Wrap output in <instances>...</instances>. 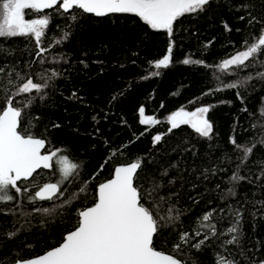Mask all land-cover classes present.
<instances>
[{
    "label": "trees",
    "instance_id": "trees-1",
    "mask_svg": "<svg viewBox=\"0 0 264 264\" xmlns=\"http://www.w3.org/2000/svg\"><path fill=\"white\" fill-rule=\"evenodd\" d=\"M241 3L242 0H212L206 11L181 17L174 24L171 38L172 63L159 70V76L148 79L142 77L156 71L150 62L167 53L170 38L166 31L153 30L131 14L96 17L76 10L79 19L72 21L67 14L45 10L52 19L42 38V46L49 49L43 57L35 56L34 38H0V67L5 68V73H0V85L9 94L15 92L7 84L10 78L7 73L13 69L31 75L37 83L44 82L40 74L61 73L49 81L44 99L36 93L14 99L15 106L23 109L21 130L46 139V151L60 149L80 166L77 174L69 178L70 182L65 183L69 190L65 197L54 203L63 204L65 198H71L70 193L87 188L71 206L65 205L50 216L33 209L50 207L53 202L30 204L18 198L0 204L2 264H11L17 257L35 256L58 244L63 234L74 227L77 211L93 203L96 185L111 175L114 165L139 159H143L144 165L137 183L145 195L151 193L145 203L161 216L173 204L184 212L176 226L169 225L171 234L169 228L164 229L163 238L156 241L157 249L170 252L172 235L187 229L204 211L232 205L242 206L245 245L252 248L249 255L264 254V248L256 253L253 247L264 242V181H256L264 168L261 163L264 145L257 143L264 138V78L258 75L264 72L260 63L264 58L258 57L253 67L232 70L235 75L223 74L215 67L243 49L245 39L251 43L253 35L259 34L261 24L249 25L247 12L264 20V0H243L249 5L247 9ZM240 15H245V20H240ZM31 18L36 16L26 14V19ZM224 22L232 29L230 32L225 31ZM65 32L67 38L55 44ZM209 41L211 46L205 47ZM186 58L203 60L205 64L185 65L182 61ZM41 59L44 63H40ZM249 75L253 79L238 89L215 91ZM237 91L243 104L237 99ZM73 92L82 99H70ZM28 99L32 103L25 107ZM3 104L4 92L0 91V106ZM202 105L210 108L207 113L213 125L210 139L200 137L188 125L167 132L170 127L167 117L173 111ZM141 106L160 123L140 124ZM245 107L247 112L242 110ZM56 124L60 127H53ZM157 134L162 135V141L153 147ZM233 136L238 143L257 144L253 155L239 168L242 153L230 143ZM205 168L209 169L208 179L202 174ZM211 168L216 169L215 175ZM233 172L247 176L252 183L230 181ZM34 177L36 184L42 185L55 182L58 173L55 167L38 169ZM230 187L236 192L235 197L227 192ZM227 213L226 207L225 213H217L227 217L218 227L228 225L231 217ZM17 230V236L9 239L7 233ZM216 251L209 245L199 253L186 250L179 258L187 264H192V259L197 264H214Z\"/></svg>",
    "mask_w": 264,
    "mask_h": 264
},
{
    "label": "snow or ice",
    "instance_id": "snow-or-ice-1",
    "mask_svg": "<svg viewBox=\"0 0 264 264\" xmlns=\"http://www.w3.org/2000/svg\"><path fill=\"white\" fill-rule=\"evenodd\" d=\"M211 3L212 0H0V38L25 37L30 40L34 38L37 48L35 56L43 57L49 49L42 46V38L46 35L52 19L45 10H53L60 15L67 14L72 21L79 19L76 10L96 17L131 14L153 30L166 31L170 38L167 53L162 58L150 62L156 71L142 77L148 79L159 76V70L167 69L172 63L174 42L171 38L174 24L186 14L206 11ZM241 7L247 9L249 5L244 4L242 0ZM26 10H30L29 13H26ZM26 14H32L36 18L26 19ZM247 16L249 25L254 27L256 23L261 24L259 34L253 35L251 43L245 39L243 50L231 54L215 66L223 74L235 75L232 70L253 67L258 57L264 58V20H259L251 12H247ZM238 18L243 21L246 17L240 15ZM224 28L225 31L232 30L227 22H224ZM67 36L68 32H65L62 38L55 40V44H61ZM211 43L209 41L205 47H210ZM56 62L58 63L59 60ZM40 63H44V60L41 59ZM182 63L205 64L203 60L191 58L184 59ZM260 63L264 65V59H261ZM84 66L87 67V64ZM0 73H5L4 67H0ZM7 75L10 77L7 84L12 85L15 92L9 94L7 88L0 85V91L4 92V104L0 106V204L18 201V198L26 199L30 204H35L37 201L53 202L50 207H36L33 211L46 216L54 215L57 209L65 205L71 206L74 200L79 199V193L87 192L86 187H80L78 193H70L71 198H65L63 204L54 203L65 197V193L69 191L65 183L70 182L69 178L77 174L80 166L71 162L60 149L42 152L46 148V139L21 130L23 109L15 106L14 99L32 93L39 94L40 98L44 99V90L49 86V81L60 76L61 73L52 71L47 76L40 74L43 83L34 82L31 75L15 69ZM258 75L264 78V72ZM13 76L15 79L11 78ZM252 79L253 77L249 75L243 80L225 84L223 88L218 87L215 91L238 89ZM16 81L23 83L17 84ZM236 96L243 104L244 100L239 91ZM69 98L82 99L76 92H73ZM31 103L32 99H28L24 106L27 107ZM209 110L208 106H200L192 111L183 107L173 111L167 117V123L170 125L167 132L171 133L182 125H188L200 137L210 139L213 125L207 118ZM242 110L248 111L246 107ZM138 112L144 117L143 106ZM92 119L96 120V117L93 116ZM139 122L142 125L160 123L152 116L140 119ZM53 127L60 125L56 124ZM161 141L162 135H155L153 147ZM230 143L242 153L237 168L250 159L257 146L256 143L250 145L238 143L235 136L230 137ZM257 143L264 145V138ZM143 165V159H139L126 165L116 166L112 178L97 186L91 206L77 211L75 225L72 230L66 231L61 243L34 257H17L11 261V264H187L186 260L179 258L181 254L186 250H195L199 253L209 245L217 249L214 264H264V254L259 257L255 253L249 255L252 248H247L245 245L242 206H225L228 209L227 216L231 217L226 227H218L227 217L217 214L225 213V207H213L204 211L187 229L172 235V247L169 253L158 250L156 241L163 238L164 229L169 228L171 234L172 228L169 225L176 226L175 222L180 220L184 212L176 209L173 204L167 209V214L161 216L153 207L145 203L151 193L145 195L137 183ZM54 167L58 173L57 180L37 185L34 177L37 170ZM208 172V168L203 169L204 179H208ZM211 173L215 175L216 169L211 168ZM229 180L236 183L247 180L252 183L247 176L236 172L232 173ZM256 181H264V168H261V174L256 176ZM216 188L219 189L220 185L217 184ZM227 192L233 197L236 195L231 187ZM195 202L199 203V200ZM17 207H19L18 203ZM18 231L7 233L8 238H15ZM253 247L256 253H259L261 248H264V242ZM188 259L192 258L188 257ZM192 264H197L195 259H192Z\"/></svg>",
    "mask_w": 264,
    "mask_h": 264
},
{
    "label": "water",
    "instance_id": "water-1",
    "mask_svg": "<svg viewBox=\"0 0 264 264\" xmlns=\"http://www.w3.org/2000/svg\"><path fill=\"white\" fill-rule=\"evenodd\" d=\"M36 137H37V136H36ZM39 138H41V137H39ZM42 152H48V151H46V150H42ZM135 161H137V160H131V161L126 162V163H118V164L114 165L113 170H114V168H115L116 166H119V165H126V164H128V163L135 162ZM113 170H112V172H111V175H110L108 178L102 180L101 182H99V183L96 185V188H97V186H98L100 183H103V182L107 181L108 179H111V178H112ZM48 182H54V181H48ZM48 182H46V183H48ZM88 206H91V204L88 205ZM86 207H87V206H86ZM72 229H73V228H72ZM72 229H70V230H72ZM65 233H66V232H65ZM65 233H64V234H65ZM64 234H63V235H64ZM61 242H62V239H61V241H60L59 243H61ZM59 243H58V244H59ZM58 244H56V245H54V246H57ZM54 246H52V247H54ZM52 247H50V248H52ZM50 248L46 249L45 251L41 252L40 254L45 253V252H46L47 250H49ZM158 250H159V249H158ZM164 252H166V251H164ZM166 253H169V252H166ZM40 254H37V255H40ZM35 256H36V255H35ZM31 257H34V256H31Z\"/></svg>",
    "mask_w": 264,
    "mask_h": 264
},
{
    "label": "rangeland",
    "instance_id": "rangeland-1",
    "mask_svg": "<svg viewBox=\"0 0 264 264\" xmlns=\"http://www.w3.org/2000/svg\"><path fill=\"white\" fill-rule=\"evenodd\" d=\"M241 50H243V49H240V50H236L234 53H232V54H235L236 52H238V51H241ZM230 56V55H229ZM228 56V57H229ZM228 57H226V58H228ZM226 58H224V59H226ZM202 106H205V105H202ZM200 107V106H199ZM186 110V109H185ZM192 110H195V108L194 109H192ZM192 110H188V111H192ZM148 116H152V115H150V114H146L145 113V115H144V117H141L140 116V119H143V118H146V117H148ZM153 117V116H152ZM46 183V182H45ZM44 184V183H43Z\"/></svg>",
    "mask_w": 264,
    "mask_h": 264
}]
</instances>
